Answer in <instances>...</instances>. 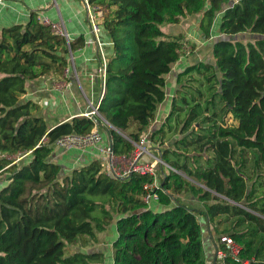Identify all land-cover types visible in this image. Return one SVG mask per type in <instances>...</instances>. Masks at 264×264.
Wrapping results in <instances>:
<instances>
[{"label":"trees","instance_id":"trees-1","mask_svg":"<svg viewBox=\"0 0 264 264\" xmlns=\"http://www.w3.org/2000/svg\"><path fill=\"white\" fill-rule=\"evenodd\" d=\"M89 2L102 8L100 26L111 41L98 110L112 127L84 116L50 125L27 94L32 81L63 74L69 48L75 53L84 45L82 35L68 47L33 11L24 23L0 26V264H101L103 251L91 245L111 221L112 264H205L199 215L210 222L234 217L232 228H215L216 247L221 235H230L240 245V259L264 264V203L253 199L243 171L247 151L264 169V0ZM197 15L210 58L191 60L176 73L169 111L149 134L169 166L155 189L156 205L142 199L143 185L154 180L148 173L114 177L94 158L62 174L50 158L64 135H84L96 125L111 136L116 156L134 150L165 98L167 74L190 41L161 25ZM193 73L210 91L200 118L203 82L185 84L194 81ZM209 105L216 107L210 114ZM172 118L178 137L165 145ZM192 123L200 125L195 130ZM189 147L210 152L209 164L197 165L192 155L188 165ZM182 193L203 208L180 201ZM223 260L240 264L230 255Z\"/></svg>","mask_w":264,"mask_h":264},{"label":"crops","instance_id":"crops-1","mask_svg":"<svg viewBox=\"0 0 264 264\" xmlns=\"http://www.w3.org/2000/svg\"><path fill=\"white\" fill-rule=\"evenodd\" d=\"M32 11L36 12L40 17L48 18L52 22H62L70 40L82 35L85 41L82 48L73 53L74 59L73 63L70 64V72L67 77V79L71 81L69 87L61 90L54 88V84L62 80V75L41 77L29 84L31 90L27 93L28 96L32 97L40 105L41 113L47 122L50 125H54L73 116H81L80 113L88 110L90 103H96L102 92V87H104L102 62L94 41V36L90 31L82 0H0V26L24 23L28 20L29 14ZM200 36L201 34L198 29V38ZM98 37L99 40L104 43L103 49L108 59L111 54L110 38L101 27L98 32ZM186 37L188 36L186 35L185 38ZM200 50H198V53L196 50L194 55L191 54L190 57L192 58H188L186 59L187 61L184 60L182 63L187 64L191 62V60L202 59V55L199 53ZM185 64L180 65V61H177L173 65L175 68L173 69L172 67L169 74H167L164 100L173 95L176 73L181 71ZM169 78L171 79L170 81ZM164 100L157 106L155 117L148 127L149 132L156 126H159L165 119L167 106ZM230 121L232 122V120ZM97 129L102 135L100 144L105 145L108 141L109 133L105 129ZM148 147L151 149L150 151L152 153L159 154L160 146L154 144L153 140H149ZM235 150L236 153L234 157L239 160L238 148H235ZM251 155L253 157L252 164L250 163ZM97 156V145H89L83 149L74 147L65 149L55 146L50 159L61 166V173L64 174L69 173L74 167L87 163ZM245 158L246 165L243 171L248 177H246L247 188L250 189L253 186L255 190L253 199H255L258 204L264 203V169L255 167L253 152L247 151ZM140 160L150 161L151 158L144 155ZM157 170L162 172L160 165L156 166V173ZM158 176L157 173V177ZM159 179L157 178L158 182ZM176 197L189 206L203 208V203L192 195L182 193L176 195ZM155 203L156 201L151 202V205L154 207L156 205ZM219 218H221V221L218 224L217 219ZM229 218L231 219L230 223H232L234 217L227 218V216L224 215L210 222L204 216L199 215L202 252L205 264L218 263L214 241V237H216L215 228L217 227L218 230H224L226 227L225 223H228L227 219ZM244 224L247 225L248 222H244ZM111 236L113 237L114 234L111 233ZM92 248L94 249V247L91 246V249Z\"/></svg>","mask_w":264,"mask_h":264},{"label":"built area","instance_id":"built-area-1","mask_svg":"<svg viewBox=\"0 0 264 264\" xmlns=\"http://www.w3.org/2000/svg\"><path fill=\"white\" fill-rule=\"evenodd\" d=\"M82 1L86 12V18L89 23L90 31L94 36V41L96 43L97 50L102 62V77L104 79L107 58L105 56L103 49L104 43L101 42L98 37V32L101 27L100 24L103 19V10L100 6L91 4L89 0H82ZM38 18L41 21V23L48 25L54 33L63 36L66 39L67 45L69 47L70 38L62 22H52L46 17L38 16ZM185 48H186V43L184 45L183 51L184 53L188 54V50L187 52H185ZM73 59H74L73 53L69 48L68 65L63 70L62 80L54 84L55 89L61 90L71 85V81L68 80L67 77L69 75L70 64L73 63ZM103 91H104V87H102V92L96 103H90L88 110H85L84 112L80 113L81 116L92 119L96 125L98 124L97 123L98 121L108 125V123L102 117V115L98 110ZM96 125L88 133L84 135L67 134L60 137L59 139L56 140L55 146L65 149L73 148V147L83 149L84 147L89 145H97L98 156L96 157V159L100 160L103 166V170L108 175L114 177H126L132 171L141 174H147V173L151 174L154 177V180L151 183H145L143 185L145 192L142 196V199L148 204L149 207L151 202L157 200L155 189L158 188L159 182L157 181L156 166L160 164H165L159 157V154L157 155L155 153H152L150 151L151 149L148 147V143L150 140L149 130L145 131L141 135L139 141L134 143L135 146L134 150L128 156H116L111 150L110 135L108 136V141L105 145L100 144L102 135L100 131L97 129ZM24 155L17 156L15 161L19 160ZM144 155L150 157L151 160L141 161L140 158ZM219 242L221 243L222 246L216 247V259L218 261V263L216 262V264H223L224 262L223 259L226 255H230L236 261H239L240 264L249 263L248 260H242L238 257L240 245H238L230 235L227 234L221 235L219 238Z\"/></svg>","mask_w":264,"mask_h":264},{"label":"rangeland","instance_id":"rangeland-1","mask_svg":"<svg viewBox=\"0 0 264 264\" xmlns=\"http://www.w3.org/2000/svg\"><path fill=\"white\" fill-rule=\"evenodd\" d=\"M198 20H199L198 15L197 16H186L185 18H183V20L180 22L179 25H176V26H174L172 24H162L161 25V29L165 33L174 34V33H176V32L179 31L183 36H186L187 35L188 37H186V38L190 40V41H186L185 52H187V50H188V54L184 53L181 56V58L179 60L180 61V65L185 64V63H182V61L184 62V60L187 61L186 59L192 58V57H190L191 54L194 55L196 50H197V53H198V50H200V49L201 50L199 51V53L202 55L201 58H210V51H209L208 43H206L205 41H203L201 39V37L198 38V29H197V27H198ZM188 31H190V32H188ZM192 43L195 44V46L193 48H192ZM185 66L186 65H184L183 68ZM174 68L175 67H173V69ZM193 77H194V81L193 80H191V81H185V84H187V85H193V86H197L198 87L199 86V82L200 81L203 82V84L200 86V90L203 92V95L200 98V102H201V105L199 107V114H200V116L198 117V118H200V117H202L204 115V113H203V107L205 105V99L210 96V91H209V89L207 87V83L203 80V78L200 77V75H198L196 73H193ZM170 80L171 79L169 78V81ZM187 88L189 90H191L189 87H187ZM214 89H216V88H214ZM195 96L198 97L197 94ZM171 97L166 98L164 100L165 105L167 106L166 115H167V113L169 111V108H170V103H171V99H172ZM215 106H216V104H215ZM215 106L209 105V109H208L209 110L208 111L209 114L212 111L216 110V107ZM179 118L180 119L183 118V114H180V117ZM217 119L219 120V117ZM226 120L227 121H230L231 120V117L230 116H227L226 117ZM170 124H171V127H169V128L166 127V129H165V131H166L165 143H164L165 145H168V144L172 143V141L175 138L178 137L177 134L176 135L174 134L175 133V129H174L175 127L174 126L176 124V119L174 120L172 118L171 121H170ZM192 125L194 126V129L196 130L197 127L200 125V123H192ZM154 144L158 145L155 142H154ZM182 151H184V150H182ZM185 153H187L186 161H187L188 165H190V166H192V164L190 162V160L192 159L190 156H192V155L195 156L194 159L196 160V164L197 165H199V166H205V165H208L209 164L207 162V156H210L211 155L210 152H208L207 154H203L200 151L194 150L191 147H189L188 149L185 150ZM250 157H251L250 163L252 164L253 157H252V155ZM254 157H255V155H254ZM180 159H183V158L180 157ZM168 172H169V167L167 165L163 164V166H162V172L159 171V170H157V173L159 175L157 178L158 179L159 178H162L163 174L164 173H168ZM177 172L180 173V174H182V175H185L180 170H178ZM106 197H107V195L97 196L96 199L99 200V199L106 198ZM227 221H228V223H225V226H226L225 229L232 228V223H230L231 219L229 218V219H227ZM244 225H246V224H243L240 228H243ZM110 231H111L112 234L115 235L116 228H115L114 223L112 221L106 226L105 230L101 231L98 234V238H99L100 242L91 245L92 247L97 248V249H100V250L103 251V256H102L101 264H112V259L110 257V253L109 252H110V241L112 239H114V238L111 236Z\"/></svg>","mask_w":264,"mask_h":264},{"label":"water","instance_id":"water-1","mask_svg":"<svg viewBox=\"0 0 264 264\" xmlns=\"http://www.w3.org/2000/svg\"><path fill=\"white\" fill-rule=\"evenodd\" d=\"M106 122H107V121H106ZM97 123H98V124H101V122H100V121H98ZM107 123H108V122H107ZM108 125H109V126H111L109 123H108ZM111 127H112V126H111Z\"/></svg>","mask_w":264,"mask_h":264}]
</instances>
